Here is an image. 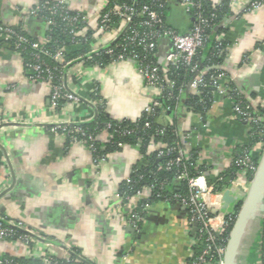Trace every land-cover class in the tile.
Here are the masks:
<instances>
[{
	"label": "crops",
	"instance_id": "0c3cea01",
	"mask_svg": "<svg viewBox=\"0 0 264 264\" xmlns=\"http://www.w3.org/2000/svg\"><path fill=\"white\" fill-rule=\"evenodd\" d=\"M41 1L0 0V26L23 27L34 40H44L45 25L30 15ZM213 1L219 5L223 0ZM228 1L231 13L219 26L227 57L222 65L212 68L222 70L223 85L228 90L231 85L258 111L264 108V5L248 11V0ZM107 4L108 0H67L71 11L86 15L93 31V40L85 45L88 51L112 44L118 35L120 26L100 29ZM167 20L182 33L193 25L192 15L179 0L170 2ZM158 49L159 63L167 72L172 44L163 39ZM208 52L204 48L200 57L204 71ZM67 75H77L68 89L80 102H68L55 111L50 85L29 81L11 39L0 36V215L23 222L34 236L30 249L0 239V261L7 257L35 260L46 253L65 258L73 248L90 264H187L197 230L189 224L180 202H156L135 230L128 223L135 204L117 198L120 185L143 162L136 147L123 146L97 162L83 143L70 142L66 135L51 131L55 124L92 121L100 102L111 118L136 121L154 99L161 98L162 91L147 86L131 60L103 65L75 63ZM192 94L197 91L189 84L180 105L165 120L176 122L183 151L187 156L195 152L207 181L216 184L250 145L252 127L237 117L227 94H213L206 117L186 106ZM100 140L107 143L109 136L103 134ZM249 147L260 162L264 144ZM252 180L241 173L233 180L232 191L225 192L223 199L227 211L234 212L235 204L246 198ZM262 231V221L249 224L244 264H262Z\"/></svg>",
	"mask_w": 264,
	"mask_h": 264
},
{
	"label": "built area",
	"instance_id": "2783aa9c",
	"mask_svg": "<svg viewBox=\"0 0 264 264\" xmlns=\"http://www.w3.org/2000/svg\"><path fill=\"white\" fill-rule=\"evenodd\" d=\"M171 1L154 0L153 2L144 3L138 9L135 6L126 4L107 9L100 17L99 26L102 31H105L106 26L111 23L112 16L121 19L122 24L115 41L110 45L89 51L86 55L78 58L76 63H92L95 57L104 54L112 56L114 62L126 61L131 57V61L136 63L137 71L143 77L146 85L159 88L163 96L164 87L160 67L153 62H146L140 55L141 52L145 55L148 53L154 54L160 41L168 39L172 44V51L166 58L168 65L176 70L184 68L196 72L190 86L197 91V94H201L200 89L207 86L205 71L199 69L195 59L206 46L208 41L207 29L211 26L216 15H212L210 19L205 17L201 0H179L183 9L193 17V25L190 30L182 33L164 22L161 9H165V5ZM263 5L264 0H248L246 9L257 11ZM44 12L49 14V16L43 17L46 29L56 24L54 15H60L63 21L71 27L70 33L75 37L73 42L76 45L87 43L88 39L82 35V29L84 28H80V25L87 24V17L81 11H71L67 6V0H46L38 4L30 12V15L38 17ZM135 19H138V21L134 22ZM80 35L81 38H77ZM0 36L9 37L16 51L27 56V58L22 59L25 75L29 81L35 83L46 82L50 85V101L55 111L61 110L64 104L68 102H80V98L68 89V86L73 83L77 75L68 78V69L73 64L66 59L64 50L58 49L53 53L49 49L50 39L47 36L42 41L34 40L26 33L25 29L18 30L8 25L0 26ZM115 47L120 49L117 56H115ZM218 71V77H213L211 81V85L215 89L214 94H227L233 100L235 90H228L223 85L222 80L225 74L219 68ZM95 97L99 102L101 101L97 90ZM159 99L160 96L154 99L144 113H153L155 108L159 106ZM60 101H64L62 107L59 106ZM99 105L104 107L102 102ZM234 112L240 120L248 123L252 129L262 120V116L256 113L252 104L243 96L234 102ZM81 124L82 122L55 124L51 131L64 134L70 142L83 143L91 152H96V138L89 134ZM165 147L160 148V157L167 156L175 150L168 148L166 151ZM187 158L185 151L180 150L178 155L170 160L167 165L168 167L182 165ZM234 166L241 168V174L253 178L258 170L259 161L254 158L253 150L248 146L237 157ZM178 179L188 181L189 194L187 196L176 194L175 198L186 208L189 224L197 226L195 243L191 247V257L187 264H225V252L237 216L234 212L227 211L228 208L224 206L223 199L225 192H231L232 187L217 191L216 185L224 182V176H221L216 184H210L207 181L205 172L191 178L187 169L183 170ZM125 181L130 183L131 178L129 177ZM153 189V186L145 187L133 196L123 195L119 192L117 196L122 203L133 202L135 204L128 216V223L135 230H139L143 222L142 212L147 213L152 206L148 203V199L151 197ZM158 197L161 196L158 195ZM229 228L231 230L227 234ZM0 239L30 249L34 236L31 229L23 222L0 215ZM198 245L204 247L200 253L196 254L193 248ZM71 255V250L65 258H58L46 253L40 259L43 264H58L59 260L72 263L74 259ZM16 259L7 257L1 260L0 264H17Z\"/></svg>",
	"mask_w": 264,
	"mask_h": 264
},
{
	"label": "trees",
	"instance_id": "16d2710c",
	"mask_svg": "<svg viewBox=\"0 0 264 264\" xmlns=\"http://www.w3.org/2000/svg\"><path fill=\"white\" fill-rule=\"evenodd\" d=\"M44 1L46 0H42L40 3H43ZM153 1L154 0H108L107 7L102 14L107 11V9L117 5H132L138 9L144 3ZM201 3L205 17L210 19L212 15H216V18L213 20L206 33L208 35V41L205 48L209 51V57L206 62L207 68L205 70V80L207 86L200 89L201 94L190 95L186 106L195 114L206 117L215 90L211 85V81L213 77H218L219 74V71L217 69H213L212 67L222 65L227 57V45L219 38L221 33V28H219V26L224 19L230 15L231 7L230 1L228 0H223L219 5L215 4L213 0H201ZM169 4H166L165 9H161V12L165 24L171 26L167 20ZM44 16H49V14L44 12L37 18L43 22ZM54 19L56 24L51 26L49 29H46V36L50 39L49 49L53 53H55L58 49L64 50L66 59L70 61L71 64H75L78 58L89 52L85 48V45L90 44L93 40V31L89 29L87 24L80 25V28L88 27L85 36L88 41L87 43L76 45L73 42L75 37L70 33L71 27L63 21V18L60 15H54ZM136 21H138V19H135L134 22ZM43 24L45 25V23ZM121 24V19L112 16L111 23L106 26L105 31L117 28L118 26H121ZM17 29L22 30L24 28L19 27ZM77 38H81V35ZM158 50L159 49H157L154 54L148 53L145 55L141 52L140 55V57L146 62H153L161 69V80L164 87V94L159 99V106L155 108L153 113H144L143 116L136 121L128 119L115 120L108 115L104 107L98 106L95 118L90 122L81 124L89 134L96 138V152L92 153L97 162L106 158L108 154L122 149L123 146H133L139 150L143 162L133 169L130 175L131 182L127 183L124 181L120 185L119 192L123 195L133 196L143 188L153 186V193L148 199V203L151 205L159 201L178 203L179 201L175 198L176 194L183 196H187L189 194L188 181L178 179V176L184 169L188 170L191 178L196 177L201 172H205L204 167L199 164L198 157L195 152L190 153L182 165H173L171 167H168L167 165L170 160L178 155L180 150H183L184 142L179 135V129L176 122H168L165 119H167L170 113L176 111L180 105L182 96L188 85L195 78L196 72H191L190 70L184 68L176 70L170 65H168V71L165 72L158 60ZM119 52L120 49L115 47V56H117ZM19 55L22 58H27V56L23 53H19ZM201 55H203V50L200 51L195 59L199 69H201L199 63ZM129 60H132L131 57H129ZM111 62H113V57L104 54L99 57H95L92 63L103 65ZM201 70L204 71V69ZM228 87L230 89H234L231 85ZM240 97L239 92L235 90L233 93V101H238ZM63 104L64 101H60L59 106L62 107ZM256 113L262 116V120L252 129L250 145L264 144V108H259ZM103 134H107L109 136V141L107 143H103L100 140V137ZM164 146H166V151L168 148H173L175 150L167 156L160 157L159 150ZM241 171V168L234 166L225 176L224 182L216 185V190L222 191L230 187L231 182L237 178ZM158 195L161 197H158ZM241 205L242 203L240 202L236 206L234 211L235 216L239 213ZM142 215L145 216L146 213L142 212ZM262 223L261 260L262 264H264V219L262 220ZM230 230V228L227 230V234ZM203 247V245L195 246L193 251L198 254L202 251ZM71 252V257L74 259V262L66 263L59 260L58 264H90L77 249L72 248ZM15 262L17 264H43L41 259L28 260L26 258H19L16 259Z\"/></svg>",
	"mask_w": 264,
	"mask_h": 264
},
{
	"label": "water",
	"instance_id": "95a60500",
	"mask_svg": "<svg viewBox=\"0 0 264 264\" xmlns=\"http://www.w3.org/2000/svg\"><path fill=\"white\" fill-rule=\"evenodd\" d=\"M226 193L229 194V192ZM239 203H236L234 207L236 208ZM241 203L227 244L225 264H244L243 249L249 224L252 221H262L264 218V154L246 193V198ZM194 226L197 230V226Z\"/></svg>",
	"mask_w": 264,
	"mask_h": 264
}]
</instances>
